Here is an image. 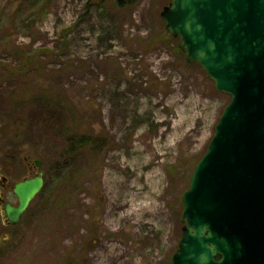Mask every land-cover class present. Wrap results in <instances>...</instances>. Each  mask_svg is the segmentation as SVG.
Returning a JSON list of instances; mask_svg holds the SVG:
<instances>
[{
	"label": "rangeland",
	"instance_id": "obj_1",
	"mask_svg": "<svg viewBox=\"0 0 264 264\" xmlns=\"http://www.w3.org/2000/svg\"><path fill=\"white\" fill-rule=\"evenodd\" d=\"M170 1L0 0V264L170 263L230 100L166 31ZM71 134L103 145L64 157ZM34 159L44 186L5 224Z\"/></svg>",
	"mask_w": 264,
	"mask_h": 264
},
{
	"label": "water",
	"instance_id": "obj_2",
	"mask_svg": "<svg viewBox=\"0 0 264 264\" xmlns=\"http://www.w3.org/2000/svg\"><path fill=\"white\" fill-rule=\"evenodd\" d=\"M160 16L186 61L230 95L182 193L169 264H264V0H171ZM43 186L42 171L17 181L2 218L17 224Z\"/></svg>",
	"mask_w": 264,
	"mask_h": 264
},
{
	"label": "trees",
	"instance_id": "obj_3",
	"mask_svg": "<svg viewBox=\"0 0 264 264\" xmlns=\"http://www.w3.org/2000/svg\"><path fill=\"white\" fill-rule=\"evenodd\" d=\"M114 1L116 2V4L119 7H123L124 5L131 4V2H132V0H114ZM55 127H57L58 130L61 129V125H57ZM77 138L74 136V134L68 135V137L66 136V142H65V147H64V149H65L64 150V154H65L64 157H68V156L72 155L73 153L78 152L79 148H81V146L83 144H88L93 149H98L100 147V145L101 146L103 145V142H102V144H100L98 139H94V140L91 139L92 136H88L87 139H84V138L77 139ZM64 157L62 156V158H64ZM65 163L67 164L66 159H65Z\"/></svg>",
	"mask_w": 264,
	"mask_h": 264
},
{
	"label": "flooded vegetation",
	"instance_id": "obj_4",
	"mask_svg": "<svg viewBox=\"0 0 264 264\" xmlns=\"http://www.w3.org/2000/svg\"><path fill=\"white\" fill-rule=\"evenodd\" d=\"M33 168H34V167H33ZM33 168H32V170H35V169H36V171L33 172L32 177H34L35 175H37L38 172H39V171H38V168H34V169H33ZM24 178H31V176H30V177H29V176H28V177H24ZM24 178H23V179H24ZM3 180H4V181L7 180V177L4 176V177H3ZM3 184H4L3 182L0 184V196L4 198V187H3ZM2 219H3V218H2ZM3 221H5V224H7V220H6V219H3ZM8 225H9V224H8ZM8 225H7V226H8ZM7 239H8L7 235H1V236H0V246L3 245L4 242H5V240H7Z\"/></svg>",
	"mask_w": 264,
	"mask_h": 264
},
{
	"label": "bare ground",
	"instance_id": "obj_5",
	"mask_svg": "<svg viewBox=\"0 0 264 264\" xmlns=\"http://www.w3.org/2000/svg\"><path fill=\"white\" fill-rule=\"evenodd\" d=\"M147 208H148V205L143 207L144 210H146Z\"/></svg>",
	"mask_w": 264,
	"mask_h": 264
}]
</instances>
